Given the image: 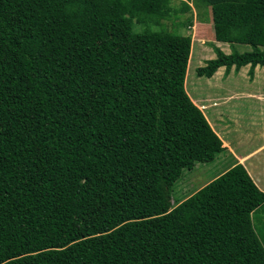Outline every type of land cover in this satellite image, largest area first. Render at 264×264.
I'll return each mask as SVG.
<instances>
[{
	"label": "trees",
	"instance_id": "16d2710c",
	"mask_svg": "<svg viewBox=\"0 0 264 264\" xmlns=\"http://www.w3.org/2000/svg\"><path fill=\"white\" fill-rule=\"evenodd\" d=\"M174 1L0 0V264H264L243 163L173 206L225 147L186 90L192 34L153 28L204 7L252 49L215 44L198 76L253 77L264 0Z\"/></svg>",
	"mask_w": 264,
	"mask_h": 264
},
{
	"label": "rangeland",
	"instance_id": "374dc122",
	"mask_svg": "<svg viewBox=\"0 0 264 264\" xmlns=\"http://www.w3.org/2000/svg\"><path fill=\"white\" fill-rule=\"evenodd\" d=\"M174 3L180 5V0H175ZM191 19L190 27L182 24ZM210 20V12L207 13V9L194 6L191 11L181 14L177 19H165L160 25L153 26L154 29H166L183 35L192 34V52L186 76V90L194 103L201 106L199 107L204 111L212 127L216 129L221 138L227 141L232 148H236L237 155L234 156L229 150L223 151L212 162L197 163L193 169L184 170L181 178L173 186V206L188 198L229 167L240 161H245L239 157L264 142V115L259 125L251 124L250 119L247 118L249 110H246L245 104L246 91L251 88L253 83L252 79L249 80L251 76L248 71L245 73L239 71L231 76L226 74L225 68H223L210 78L197 74L198 67L206 65L207 60L216 57L213 47L215 44L226 53L245 52L252 49L247 44L232 46L229 43L218 42L215 39L213 23ZM142 29V25L136 24V30ZM260 74L264 75L263 72ZM254 89L262 91L264 79L255 83ZM262 92L264 94V90ZM237 112L239 116L236 114ZM255 155L257 156L246 165H250L252 162L256 169L264 170V151H258ZM249 169L256 181L260 185H264V172L258 176L253 173L252 168ZM260 215H264V212H260ZM251 225L255 234L264 244V216L258 218L254 216Z\"/></svg>",
	"mask_w": 264,
	"mask_h": 264
},
{
	"label": "crops",
	"instance_id": "0c3cea01",
	"mask_svg": "<svg viewBox=\"0 0 264 264\" xmlns=\"http://www.w3.org/2000/svg\"><path fill=\"white\" fill-rule=\"evenodd\" d=\"M212 22V20H210ZM224 43V42H222ZM249 67L250 65H247V66H244L242 67L240 70H236L235 67H233L229 73V75L233 76V73L234 74H237L239 71H243V73L249 71ZM225 67H221L219 68V70L223 69ZM218 70V71H219ZM217 71V72H218ZM216 72V73H217ZM263 72L264 73V67L258 65L256 68H255V74H254V77H250L249 80H251L252 85H251V88L248 89L246 91V98H245V104H246V110H249V112L247 113V118L250 119V122L251 124L253 125H259V122L260 120L262 119V116L264 114H262V111H264V94H263V90L262 91H259V89H254V84L257 83L258 81L260 80H263L264 79V75H261L260 73ZM215 75V74H214ZM197 104V103H196ZM208 104V103H206ZM198 106H200L199 104H197ZM218 106V105H216ZM201 107V106H200ZM208 108H211V107H208ZM238 116H239V113L237 112L236 113ZM217 125H220V123H217ZM222 129V128H221ZM214 130L216 131V129L214 128ZM217 132V131H216ZM219 135V134H218ZM220 136V135H219ZM221 137V136H220ZM223 140V146L225 147V150L224 151H228L231 152L234 156H237L236 155V148H232L228 143L227 141H225L223 138H221ZM258 151H264V142L262 144H260L257 148H254L252 151H248L247 153H245V155H240L241 157H239L240 159L244 160L245 161H240L239 163H243L245 166H247L246 168L248 169L249 173L251 174V176L254 178V176L252 175L251 171L249 168H252L253 170V173L255 175H258L260 176L261 172H264V170H258L254 167V165L252 164V162H250V165H246V163H248L249 161H251L255 156V155ZM264 158V156H263ZM235 165V164H234ZM233 165V166H234ZM232 167V166H231ZM229 167V168H231ZM249 167V168H248ZM228 168V169H229ZM227 169V170H228ZM224 173V172H223ZM222 174V173H221ZM220 175V174H219ZM216 177V176H215ZM214 177V178H215ZM213 178V179H214ZM254 180L256 181V179L254 178ZM256 183L258 184V186L264 190V185H260L259 182L256 181ZM260 212H264V204H262L261 206H259L257 209H255L252 213H251V218H254V216H256L257 218L260 217V216H264V215H260ZM263 229H264V226H263ZM261 232V231H259ZM264 232V231H263Z\"/></svg>",
	"mask_w": 264,
	"mask_h": 264
}]
</instances>
